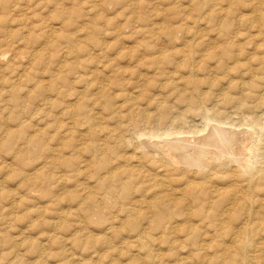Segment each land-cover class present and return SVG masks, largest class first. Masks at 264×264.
<instances>
[{
    "label": "rangeland",
    "instance_id": "obj_1",
    "mask_svg": "<svg viewBox=\"0 0 264 264\" xmlns=\"http://www.w3.org/2000/svg\"><path fill=\"white\" fill-rule=\"evenodd\" d=\"M204 1L202 0H24V1L0 0V70H1L0 86L2 87V88L0 87V90L2 89V91H0V238H1L0 241H3L5 239H10L13 241V238L15 237L14 243H17L19 241L18 244H20V249L17 251L18 253H11L10 252L11 250L7 251L8 250L7 245L5 243H2L0 252L4 250V253L3 252L2 254L0 253V264H14V262L15 264H19V262L20 264L22 263L52 264L53 262H54L53 264H61V263L64 264V261L65 264H70V263L84 264L85 262H87V264L88 263L108 264L112 260H114V258L112 259V255L115 257V259L118 258V261H120L121 264L122 263L130 264L129 262H131L132 257L134 259L137 258L136 264H144L145 255L143 253H141L140 255L136 251V248H134L136 244L135 243L136 239H132L131 234L127 233L126 235V228L124 229V227L126 226L124 225L122 228H119L118 220H115L118 221V223L117 222L114 223L115 221L114 222L109 221L110 220L109 218L115 216L116 213L119 212L118 211L119 209H117L119 208V206L114 204L113 200L108 199L105 207L106 210L105 213L108 214L106 217L108 221H106L105 219L101 221L97 217L98 216L97 214L100 211L99 210L100 207L92 209L90 207L91 203L89 199H85V197L87 198L90 195V193H92V191L94 193V189H91L92 191L90 190L91 191L90 192L89 190L88 191L84 190V188H86V186L87 187L94 186L91 180L86 182V175H85L87 174L88 171H91L93 169L92 165L94 164H91L93 163V159H92L93 156L92 153H94L93 152L94 149L92 150L93 147L96 148V150L97 149L101 150V148L104 146L105 147L103 149H106L108 146L113 147V145H115L114 154H113L114 156L113 155L110 156L112 159V160L110 159V163L112 164L115 163V166L118 167V165L122 166L123 161L125 160L122 168L119 171L120 174L121 173L126 174V171L128 170L129 172L133 171L131 172L132 174L130 175H134L136 172V169H134V167L138 165L137 162L139 161V159L137 158H139L141 155L140 158L144 157L142 159L143 166L141 167V171H142L141 175L142 176L145 175V176L144 178L141 179L142 182L141 180L140 181L134 180L132 191L130 192V194L132 195L134 194V196L133 198H131L130 201L132 205L138 202L136 206L141 208L142 212L147 213L148 202L145 201H144L145 203L143 202L141 193L146 187H149L148 184L150 186L153 185V183L149 182V180L153 177L154 175L153 173H155V171H153L155 169L153 168L157 169L158 163H155L156 158H154L153 155H150L151 156L150 157L147 156V154H144L145 151L147 153L149 151L152 154H155L153 153L155 151L152 149V147H150L151 151L150 148L144 150L143 144L147 142L152 143L156 141L163 142V140L172 141V138L174 140L178 137V136L177 137L174 136L172 138L165 137L162 140L161 138L160 139L155 138L154 140L152 139L153 141L151 140L150 142L149 138L151 136L150 137L146 136L145 138V136L139 134V133H145L146 135H148L157 132L162 133L163 127L160 126L159 123H157L158 121L156 120L158 118V114L160 113V111L159 110L156 111V105L155 104L153 105L152 101L155 98H157L156 95L161 88L160 86H163L164 83L165 86L162 91L165 92L166 96L162 101L163 102L167 101L166 98L173 93L172 91L169 92V87L168 85H166V79H165L167 77L165 75H167L170 72L176 73L177 70L175 69V66H177L178 64L176 63L174 64L173 61L174 62L178 61L177 63L180 62L179 60L172 59V61H170L166 66V72H163L164 75H161V73L160 72L158 73V71L155 68V66L158 67L159 64H157L158 62L155 63L154 62L155 60L152 61L153 57L155 58L157 56H161L162 53L165 55L166 52V54L170 56L171 59L174 56V52L176 51V49L189 50L190 45L191 47H197V50H195L196 54L198 52L200 53L202 51H206L207 49L212 53L214 52L213 56L215 58L212 57L211 59H207L204 62L203 66L205 65V69L203 68V72L200 73L198 77L201 91L208 95L211 94L212 96L211 95L210 96L213 97L214 99L218 97V99L223 100L226 93L227 95H230L232 97H241L242 93L240 92L239 86L241 87L243 85H246V83L247 86L248 84L251 85L253 84L254 86H256L255 89H259L258 87H260L259 91H261L262 88L264 87L263 85L264 81L260 79L261 75L264 78V71H260L261 70L260 67L264 66V64H262V62L264 63V58H262V55L264 56V45H263L264 28H263V34H260L259 31H257V29L255 30L254 28H252L255 25H257L255 24L256 20L254 22V18H248L247 16L241 17V15L243 16L245 14L246 15L251 14L247 6L244 5L247 3V1L242 0L243 3L242 2L240 3L241 0H228V1L206 0L207 2ZM3 3L5 4V7ZM238 3H240V5ZM227 4L229 6H227ZM241 4L244 6H241ZM6 5H8L9 7L7 8ZM14 5L17 6L16 7L17 9L15 8ZM231 5L233 7H231ZM230 7L232 11L235 12V14L232 12L233 15H231V17H225L227 16L226 15L227 12L226 11H224V13L221 12L220 8H222L223 10L229 8V10H231ZM237 12H241V13H239L238 15ZM182 30L183 32H181ZM229 30L231 31V34L229 33L230 32ZM32 34H34L33 37ZM196 34L198 35L197 36L198 39L196 38ZM234 34L239 35L238 38L230 39ZM35 35L38 38L40 37L39 40ZM44 35H46L47 37ZM56 37L58 38L57 41H56L57 39ZM51 38L53 41L50 40ZM42 39L45 41H43ZM49 40L51 43L49 42ZM237 40H243V42L237 44ZM186 41L189 43V45H186ZM204 42L207 44L209 42L210 44L208 45L210 46L207 47V44H205ZM204 44L206 45L207 48L203 47ZM259 44H262L263 47H261V49L259 50L260 51L258 52L259 54L254 56L255 51L253 50L256 47V45ZM161 48H165L164 51L163 49L161 50ZM229 48H231L230 50H233L235 54H238L237 52H245L246 57L247 56L250 57L249 58L250 60L248 59L247 61H241L242 60L241 57L240 64L247 66H244L243 68L242 65V68L240 69L241 71H238L237 73L234 70H225V72H223L220 71L219 69H215L218 61L222 63L221 64L222 67L227 68L226 66L228 64L225 63V60L222 59L223 57L222 53L224 51H227ZM78 49H80V51ZM83 49L85 51H83ZM73 51L74 53H72ZM68 53H71V55ZM37 54L40 56H37ZM249 54H253V55H249ZM246 57H244L243 59H245ZM260 58L263 59V60L261 59L262 62ZM86 59L93 62V64L90 61L86 62L87 61ZM70 60H73L72 63L69 62ZM67 63L68 64L71 63L69 69L72 72L70 70H67L69 67ZM75 63L76 65H74ZM229 64H233V63H229ZM229 68L233 69V65H229ZM87 69L90 74L88 73ZM74 70H76V72ZM249 70L253 72L258 71V75H257L258 77L255 78V75H251L252 73L250 74ZM60 71L62 72V74L61 73L59 74ZM92 71L94 75H92ZM178 71L180 72V70ZM23 72L24 75L22 74ZM179 72L178 75L180 74ZM183 72L184 70L182 69L181 74H183ZM260 72L263 74H260ZM66 74L72 79L68 78ZM229 74H231V76H229ZM79 75H81V77L83 76V78L85 77L84 79H86L82 82V84L77 79H74L75 77L77 78ZM57 76L61 77L62 79L60 80V78H58ZM241 76L243 79L240 78ZM244 76L247 78L245 79ZM219 77L220 78L225 77V79L221 78L223 79L221 80ZM5 78L8 79L6 80ZM12 79L15 82L10 83L11 81H13ZM51 79L53 80L51 81ZM244 79L246 82L244 81ZM259 79L261 82L259 81ZM6 81L8 85H6L7 84L5 83ZM16 81L19 82V84ZM27 81H29V83ZM85 81L88 83V85L84 86ZM252 81L254 82L252 83ZM78 82L79 84H77ZM92 82H94L93 85L91 84ZM256 82L257 84H255ZM61 83L64 84V86ZM160 83H162V85ZM52 84L55 85V87L51 86ZM98 85L104 88L103 93H100L99 91L100 89ZM15 86L16 89H13L15 88ZM72 86L74 88L76 87L77 89L78 92L77 96H79L80 98L78 99V102L80 101L79 103L77 102V98H75V94L77 93L76 89H72L73 88ZM46 87H48L47 90ZM62 87H64V90ZM27 88L29 89L27 90ZM30 89H32V92ZM41 89L43 90V92ZM15 90L18 91L15 92ZM79 90L80 91L83 90L84 92L83 91L79 92ZM10 91L11 94H9ZM26 91L29 92L26 93ZM39 91L40 93H38ZM45 92H49V93L46 94ZM207 92H209L210 94ZM12 93H16V97L14 96L15 94ZM55 93H57L58 95ZM86 93L90 98L87 97ZM59 95L62 97H60ZM96 95L97 96L100 95L99 99H96L97 98ZM105 95L108 97V100L106 97V101H105V97H103ZM257 95L254 96L252 95L253 96L252 98L247 99L248 101H245V104L250 105V106L246 105L249 108L240 107L239 105L238 106L236 105L235 108L233 107L235 106L234 104L225 103V105L219 107L220 111L217 112H221V113L223 112L221 120L223 119L222 121L229 125V126L228 125L222 126L223 129H227V130L229 129L231 131L234 130L236 132H242L245 134L247 131L251 130L249 125H251L252 122L254 125L257 124L255 125L256 127L253 126L254 128L253 130L255 132L253 140L256 139L255 143L256 144L258 143V148H259L258 153H260L258 155L264 157V126H263L264 100L262 102L263 104L261 103L258 104V99L262 100V98L260 97H263L262 96L263 94L262 92H260ZM18 96L19 98H17ZM20 98L24 101L23 103H21L22 100ZM60 98H62L63 100ZM65 98L67 99V101ZM45 99L47 104L44 103ZM60 101L62 102V104L60 103ZM93 101L95 102L93 103ZM173 101L174 100L172 98L168 103H164V105L173 106ZM57 103L58 104L60 103V106L57 107L58 105ZM84 103L86 105V108ZM108 103L111 106H113L111 107L112 109L111 108L107 109ZM127 105H129L128 108L126 107ZM75 106L76 108H74ZM237 107H240V109L239 108L237 109ZM68 111L70 113L72 111V113L70 114ZM117 111L119 113H117ZM132 111L134 114L132 113ZM182 111L183 108L180 109L179 111L176 109L174 113L176 112L177 113L174 114V116L178 117L179 114H182ZM83 112L86 115L85 117ZM113 112H115V114ZM111 113H113L114 115ZM210 113L214 114L216 112L214 113L210 112ZM118 114L120 118L119 116H117ZM146 114H151L152 116H154L155 118H153V120L155 121H153L152 119L151 121H147L145 119ZM92 116L93 117L96 116V117L93 118ZM179 117L181 116L179 115ZM86 118L88 120H86ZM117 119L119 122H121L120 124L119 122L117 124ZM100 120L101 122H99ZM193 120L194 119L189 118L187 120L188 123L182 124L180 126L175 125L176 129L181 130L182 132L188 131V133H191V131L194 130V128L192 127L193 123L191 122ZM94 121H96V123ZM135 121L138 122L139 125H137L138 123L135 124ZM78 122L80 123L78 124ZM97 122L100 123L99 128L96 127V125L98 126L99 124V123L97 124ZM205 122L206 121L203 120L199 112L195 117V124L198 125L200 129V127L202 128L208 124L207 122H206L207 124ZM93 123L95 125H93ZM84 124L86 125L90 124L88 127L89 128L92 127V128L88 129V127ZM214 124L218 125L215 122H211L210 126H215ZM180 127L182 128L180 129ZM96 128L98 129L99 132L98 131L96 132L97 130ZM110 128L111 129L113 128V130L117 132L118 130L120 131L121 129L124 130L122 134L124 138L126 137L125 140L129 145L126 143L125 146L124 145L123 147L121 146V148H123L122 151L121 148L118 147L117 145L118 143H115L116 141L114 140L112 141V143L111 141L107 142L108 144L103 143L105 142V137H106L105 134L108 133ZM137 128L141 131H139ZM92 129L95 131L92 132ZM87 130H89L90 133L87 132ZM100 132L102 134H100ZM257 132H259L258 135ZM92 133L94 135L96 134V136L92 137L94 136ZM99 134L105 137L102 136L100 137ZM185 135L184 136L181 135L179 136V138L180 137L187 138L189 137L187 135H191V134H185ZM136 137L139 139H137ZM34 139H39L41 145L35 143L36 144L35 146V144L32 141ZM73 140L76 141V143ZM130 140L131 141L133 140V142L135 141L134 143L136 144L134 143L132 144ZM88 141L91 142L89 143ZM78 144L80 145L78 146ZM95 144L97 145L94 146ZM70 148H72V150L77 148L76 149L77 151L75 150L72 151ZM118 148H120L119 149L120 151L118 150ZM223 149L224 148L219 147L216 150L222 151ZM81 150L83 153H79L81 152ZM132 153L134 154L132 155ZM78 154L79 155L82 154V155L79 157ZM123 155L126 156L124 157ZM130 155H131V160H130ZM146 156L150 158H147ZM260 158L261 157H259L258 159ZM54 159L56 161H54ZM81 159L85 163L84 162L82 163L81 161L80 164ZM126 160L128 161V163ZM152 161H154V163L151 164ZM66 163L67 164L70 163L71 164L69 165L70 167H67L68 165ZM125 163H127L126 166ZM261 163L260 164L263 166V162ZM88 164H90L91 166H89ZM128 164L129 166H127ZM149 164H151V166ZM86 165L91 167V169L89 168V170L87 169L85 170ZM71 166H73V168ZM75 167L76 168L79 167L78 168L79 170L78 169L76 170ZM129 167L131 168L130 170L128 169ZM77 171H80V173L79 172L77 173ZM27 180L30 182V184L26 183ZM37 181H39L38 183H40L41 185L36 184ZM41 181L43 182V184L41 183ZM146 181H148L149 183ZM135 182L137 184H135ZM31 183H34V186L33 184L32 186L36 188H32V186H30ZM154 189L158 190V191L156 190V192H163V193L165 190L163 188H161L160 190V187ZM173 191H175L173 194L176 193L174 196H178L177 194L178 191H176L175 189ZM120 192L126 193V190L121 189L118 191V193ZM81 199H83L84 201L83 200L81 201ZM77 200L78 201L80 200L81 202L79 201L80 202L79 203ZM124 201L126 200H122L120 202L124 204L127 203L128 205L129 202L125 203ZM82 203L83 205L81 206L82 207L84 206L83 209L85 210L87 208L89 209V210L87 209L88 211L86 210V212L88 213H86L85 210L82 211L83 210L82 207L79 206ZM86 204H88L90 208ZM142 204L144 207H142ZM129 206H131L130 203ZM10 211L12 212L10 213ZM38 211H40L41 213H37ZM113 211L114 213H112ZM83 212L85 214H83ZM8 217L9 219H7L6 222V219L4 218H8ZM92 218L94 219L92 220ZM107 222L108 223L110 222L111 224L109 223L108 225ZM54 226L56 227L54 228ZM116 226L118 228H116ZM111 227L116 228L117 231L118 229H121L123 234L120 232L121 234L119 233L120 234L119 235L116 229L111 231V229H109ZM57 229L58 231H54ZM20 234H22V236H20ZM117 234L118 236H116ZM8 236H10V238H6ZM48 239L49 240L52 239L53 241L52 240L49 241ZM77 239H81V240H77ZM76 240L79 242L78 243L75 242ZM92 240L94 243L92 242ZM103 240H108V242L106 241L104 243ZM154 240L155 241L153 242H149L148 245L149 247L151 246L150 247L151 250L153 248V251L155 252L154 254L158 255L159 257L158 259L159 260L162 259L164 264H173L174 258L179 257L180 251L185 250L184 247H188L185 243L186 240L183 237V235H181L180 238L176 237V241H175V237L171 238L170 240L171 242L176 243L174 244L173 250L176 251V249L179 247L176 252H172L173 250H170L166 240H164V242H166L165 244L164 242L159 240L158 236L154 237ZM56 242H60L61 244L57 246L58 243L56 244ZM97 242H99V244ZM102 242L103 244H107L108 246L106 245L104 247L102 245ZM75 243L77 244L76 245L77 247L75 245H72ZM130 243L133 244L134 247L131 246ZM38 244L39 246L41 245L43 246L39 248ZM78 244L79 246L80 244L82 246L78 247ZM92 244L95 245L92 246ZM30 245H32V248H30L31 247ZM28 247L30 249L26 250ZM42 248H44V250L46 249L45 252L42 250ZM62 248H64L65 251ZM78 248L80 250H78ZM86 248H88V250ZM31 252L34 254L33 256L35 257H32ZM123 252L124 254L125 253L126 254L124 255ZM45 253L49 255H46ZM186 253L185 252H183V254L181 253L182 256L180 255V258L182 259L183 257H185L187 258V259L184 258L185 260L183 259L185 263L195 264V262L193 263V260H191L190 258L188 259L187 255L189 253L187 254ZM17 254H19L18 258H16ZM50 255L52 256L50 257ZM107 255H109V257ZM58 256L59 258H57ZM62 256L64 259L62 258ZM105 256H107L106 259ZM20 257H22V259H20ZM100 258L102 259L100 260ZM107 258L108 259L110 258V260H108ZM37 259L38 260L40 259L41 262H38ZM48 259H50L51 261ZM59 259L60 260L63 259V260L60 261ZM22 260L23 261L25 260L24 262L26 263H24ZM48 261L50 262L48 263Z\"/></svg>",
    "mask_w": 264,
    "mask_h": 264
},
{
    "label": "bare ground",
    "instance_id": "obj_2",
    "mask_svg": "<svg viewBox=\"0 0 264 264\" xmlns=\"http://www.w3.org/2000/svg\"><path fill=\"white\" fill-rule=\"evenodd\" d=\"M6 1V0H3ZM16 1V0H15ZM22 1V0H21ZM24 1V0H23ZM204 1V0H202ZM206 1V0H205ZM204 1V2H205ZM208 1V0H207ZM206 1V2H207ZM228 1V0H227ZM247 3L244 4L247 6L249 12L251 13L250 15H241V17H248V18H254V22L255 25L254 28L255 30L257 29V31H259L260 34H263V28H264V0H246ZM2 2V1H1ZM243 3V1L241 0L240 3ZM11 3V2H10ZM17 3V2H15ZM25 3V2H24ZM240 3H238L240 5ZM245 3V2H244ZM4 4V3H3ZM9 4V3H8ZM230 4V2H229ZM10 5V4H9ZM18 5V4H17ZM241 4V6H244ZM11 6V5H10ZM15 8L17 7L16 5H14ZM223 6V5H222ZM227 6H229L227 4ZM5 7V4H4ZM6 7L8 8L9 6L6 5ZM199 7V6H198ZM231 7H233L231 5ZM230 7V9H231ZM6 8V9H7ZM19 8V7H18ZM246 8V9H247ZM11 9V7H10ZM8 9V10H10ZM17 9V8H16ZM200 9V8H199ZM221 9V12L224 13V11L227 12V16L225 17H231V15H233V13L235 14V12L231 10H229V8L227 9ZM5 10V9H3ZM223 10V11H222ZM240 10V9H239ZM244 10V9H243ZM233 12V13H232ZM4 13V12H3ZM238 15L241 12H237ZM5 14V13H4ZM36 15V14H35ZM62 18V17H61ZM63 19V18H62ZM213 19V18H212ZM224 20V19H223ZM198 21V20H197ZM253 22V23H254ZM226 23V22H225ZM249 23V22H248ZM3 24V23H2ZM229 24V23H228ZM4 25V24H3ZM215 25V24H214ZM226 25V24H225ZM230 26V25H229ZM224 27V26H223ZM84 28V27H83ZM232 28V27H231ZM54 30V29H53ZM177 30V29H176ZM180 31V30H179ZM214 31V30H213ZM230 31V30H229ZM262 31V33H261ZM174 32V31H173ZM183 32V30L181 31ZM187 32V31H186ZM47 33V32H46ZM171 33V31H170ZM179 33V32H178ZM190 33V32H188ZM194 33V32H193ZM192 33V34H193ZM199 33V32H198ZM197 33V34H198ZM231 34V31L229 32ZM228 33V34H229ZM177 34V33H176ZM187 34V33H186ZM196 34V38L197 35ZM257 34V33H256ZM220 35V34H219ZM34 36V34H32V37ZM36 36V35H35ZM46 36V35H44ZM171 36V34H170ZM226 36V35H225ZM239 35L234 34L232 36V38L230 39H237ZM261 36V35H260ZM37 37V36H36ZM35 37V38H36ZM47 37V36H46ZM49 37V36H48ZM51 37V36H50ZM264 37V36H263ZM23 38V36H22ZM40 38V37H39ZM39 38L37 37V39L39 40ZM55 38V37H54ZM53 38V39H54ZM57 38V37H56ZM167 38V36H166ZM182 38V37H181ZM62 39V38H61ZM198 39V38H197ZM250 39V38H249ZM43 40V39H42ZM52 40V38L50 39ZM49 40V42H50ZM58 40V38L56 39V41ZM45 41V40H43ZM53 41V40H52ZM209 41V40H208ZM48 42V41H46ZM170 42V41H169ZM185 42V41H184ZM183 42V43H184ZM241 42H243V40H237V44H240ZM51 43V42H50ZM55 43V42H54ZM186 41V45H189V43ZM205 43V42H204ZM214 43V42H213ZM27 44V42H26ZM192 44V43H191ZM201 44V43H200ZM198 44V45H200ZM207 44V43H205ZM203 45V47L205 48L206 45ZM208 44H210L208 42ZM207 44V47L210 46ZM263 44V43H262ZM262 44L256 45V47L254 48L253 51H255L254 56L258 55L260 52L259 50L261 49V47H263ZM70 45V44H69ZM195 45V46H198ZM54 46V45H53ZM67 46V45H66ZM202 46V45H201ZM238 46V45H237ZM241 46V45H240ZM75 47V46H74ZM148 47V46H145ZM165 47V46H164ZM176 47V46H175ZM206 47V48H207ZM212 47V46H211ZM166 48V47H165ZM165 48H161V50ZM184 48V47H183ZM71 49V48H70ZM231 48H229L227 51H224L222 53L223 57L222 59L225 60V63H227L228 65L225 67H222V63L220 61L217 62V66L215 67V69H219L220 71L225 72V70H234L236 73L238 71H241L240 69L242 68V65L240 64L241 61H247L250 57L247 56L246 57V53L245 52H237L238 54H235L233 52V50H230ZM7 50V49H6ZM80 51V49H78ZM150 50V49H149ZM195 50H197V47H191L190 45V49L185 50V49H176V51L174 52V58L172 57L170 59V56H168L165 52V55L162 53L161 56H157V57H153L152 61L155 60L154 62L159 64L158 67L155 66L156 70L158 71V73L160 72L161 75H164L163 72H166V66L168 65V63L170 61H172V59L175 60H179L180 62H174L175 64H178L177 66H175V70L176 73H168L167 75H165L167 78L166 79V85H168L169 87V92H173L172 94H170V96H168L166 99L167 101L163 102L162 100L164 99L165 92L162 91L165 83L163 86H160V90L158 91L156 97L152 102V104L156 105V111H160V113L158 114V118L156 119L159 123L160 126L163 127V131L162 133H152V134H148L146 135L145 133H139L142 136H148L149 141L151 142V140L158 138L161 140L163 138H172V137H177L176 139L172 141H164L163 142H152V143H144L143 144V148L144 150L152 147V149L155 151L152 154L151 152L148 151V153L145 151L144 154H147V156L153 155L154 158H156V162L158 163V167L153 168L155 170V173H153V177L149 180V182H152L153 185L150 186L148 184L149 187H146L143 192L141 193V197L143 199V202H148V211L146 212H142V209L139 208L138 206H136V204H138V202H136V204L134 203L133 205L131 204V198H133L134 194H130V192L132 191V187H133V182L135 181H140L142 178H144V176L141 175L142 171H141V167L143 166V158H137L139 159V161L137 162L138 165L136 167H134V169H136V172L134 175H130L132 174L131 172L133 171H126L125 173H119L120 169L122 168V166L118 165V167L115 166V163L112 164L110 163V159L113 154H114V146H108L106 149H103L104 147L101 148V150L96 148H92L93 152V163L92 165L93 169L91 171H88L86 175V182L87 181H92L94 186L93 187H87L84 188V190L86 191H90L91 189H94V193L92 191V193H90V195L85 199H89L90 203H91V208H99V213L96 215L101 221H103L104 219L106 221L107 220V215L105 212V207H106V203L107 200H113L114 204H116L117 206H119V209L116 213L115 216L109 218V221L114 222L115 220L119 221V228H122L124 225L126 227H124V229L126 228V235L131 234V238L132 239H136V244L135 247L133 246V244L130 243L131 246H133L134 248H136V251L141 255V253H143L145 255V260H144V264H164V262L162 261V259H158V255L154 254L155 252L150 249L149 247V242H153L154 237H159V240H161L162 242H164V240L167 241V245L169 246L170 250L174 249V244H176L175 242H171V238L175 237V241H176V237L180 238L181 235H183V237L185 238V243L188 247H184L185 250H181L179 253V257L174 258V263L172 261L173 264H190V263H185L184 260L187 259L185 257H183L182 259L180 258V255L182 256L183 252H187L189 253L187 255L188 259L190 258L191 260H193V263L195 262V264H264V157L261 155H258L260 153L259 152V148H258V143H255V140H253L254 138V128L253 126L257 125V124H252L249 125V127L251 128V130L247 131L245 134L242 132H236V131H231V130H227V129H223L222 126H226L228 125L227 123L223 122L221 120L223 112H217L220 111L219 107L225 105V103H229V104H234L236 108V105L240 106V107H244V108H249L248 104H245V101H248L247 99L252 98L254 95H257L258 93L262 92V96L260 97L261 99H258V104H263V100H264V87L262 88L261 91H259L260 87H258L259 89H255L256 86H254L253 84H248L243 85V86H239L240 92L242 93L241 97H232L230 95H227V93L225 94V97L222 99H218V97L216 99H214L213 97H211L212 95L209 93L205 94L204 92L201 91L200 89V84H199V75L200 73L203 72V68L205 69V65L203 66L204 62L207 59H211L212 57L215 58L213 56L214 52H210L208 49L206 51H202V52H198L196 54ZM11 51V50H10ZM71 51V50H69ZM78 51V52H79ZM83 51H85L83 49ZM82 51V52H83ZM107 51V50H106ZM38 53V52H37ZM74 53V51L72 52ZM80 53V52H79ZM257 53V54H256ZM39 54V53H38ZM37 56H40L38 55ZM71 55V53H68ZM161 54V52H160ZM82 55V54H81ZM88 55V54H87ZM86 55V56H87ZM125 55V54H124ZM177 55V56H176ZM249 55H253V54H249ZM73 56V54H72ZM78 56V55H77ZM17 57V56H16ZM242 57V60L240 61ZM244 57H246L245 59H243ZM252 57V56H251ZM74 58V57H73ZM72 58V59H73ZM77 58V57H76ZM79 58V57H78ZM262 58H264V56L262 55ZM260 58V60L262 59ZM20 59V58H19ZM90 59V58H89ZM95 59V58H94ZM17 60V59H16ZM87 60V59H86ZM85 60V61H86ZM250 60V59H249ZM263 60V59H262ZM261 60V62H262ZM18 61V60H17ZM20 61V60H19ZM73 60H70L69 62L72 63ZM77 61V60H75ZM74 61V62H75ZM90 60H87L86 62H88ZM93 61V60H92ZM256 61V60H255ZM40 62V61H39ZM43 62V61H41ZM80 62V61H78ZM91 62V61H90ZM89 62V63H90ZM260 62V63H261ZM13 63V61H12ZM63 63V62H62ZM71 63H67L68 64V69L70 70V65ZM93 64V62H91ZM229 63H233V64H229ZM11 64V63H10ZM85 64V63H84ZM154 64V63H153ZM156 64V65H157ZM262 64H264L262 62ZM76 65V63L74 64ZM72 65V66H74ZM79 65V64H78ZM95 65V64H94ZM152 65V63H151ZM171 65V63H170ZM229 65H233V69L229 68ZM85 66V65H84ZM90 66V65H89ZM92 66V65H91ZM244 66L247 65H243ZM67 67V66H66ZM97 67V66H96ZM173 67V66H172ZM90 68V67H89ZM95 68V67H94ZM168 68V67H167ZM261 70L260 71H264V66L260 67ZM9 69V68H8ZM17 69V68H16ZM28 69V68H26ZM39 69V68H38ZM49 69V68H48ZM75 69V68H73ZM77 69V68H76ZM170 69V67H169ZM184 70L183 74H181V70ZM79 70V69H78ZM85 70V69H84ZM96 70V69H95ZM94 70V71H95ZM180 70V72L178 71ZM248 70V69H247ZM252 70V69H251ZM249 70L251 75H255V78L258 77V71L257 72H253ZM259 70V68H258ZM1 71V70H0ZM13 71V70H12ZM15 71V69H14ZM26 71V70H25ZM62 71V70H61ZM59 72V74L62 72ZM71 71V70H70ZM76 72V70H74ZM88 71V69H87ZM172 71V70H171ZM218 71V72H220ZM246 71V68H245ZM69 72V71H68ZM72 72V71H71ZM178 72L180 73L178 75ZM228 72V71H227ZM226 72V73H227ZM27 73V72H26ZM47 73V72H46ZM67 73V72H66ZM89 73V71H88ZM241 73V72H240ZM239 73V74H240ZM24 75V72L22 73ZM21 74V75H22ZM52 74V73H51ZM56 74V73H55ZM68 74V73H67ZM66 74V76H68ZM74 74V73H73ZM77 74V73H75ZM90 74V73H89ZM157 74V73H156ZM260 74H263L260 72ZM26 75V74H25ZM31 75V74H30ZM33 75V74H32ZM57 75V74H56ZM92 75H94L93 71H92ZM97 75V74H96ZM243 75V74H242ZM72 76V75H70ZM74 76V75H73ZM226 76V74H225ZM229 76H231V74H229ZM233 76V75H232ZM23 77V76H22ZM26 77V76H25ZM54 77V76H52ZM58 78H60V80L62 79L61 77L57 76ZM63 77V75H62ZM93 77V76H92ZM122 77V76H120ZM159 77V76H158ZM228 77V76H227ZM254 77V76H253ZM21 78V76H20ZM67 78V77H66ZM68 78H70L68 76ZM85 78V77H84ZM83 76L81 77V75H79L77 78L75 77L74 79H77L81 84L84 80ZM220 78V77H219ZM224 78L225 77H221ZM220 78V79H221ZM242 78V76L240 77ZM244 78L246 79L247 77L244 76ZM252 78V77H251ZM6 79V78H5ZM8 79V78H7ZM6 79V80H7ZM28 79V78H27ZM30 79V76H29ZM57 79V78H56ZM72 79V78H70ZM161 79V78H160ZM164 79V78H163ZM243 79V78H242ZM244 79V81H245ZM260 79H262L264 81V78L262 77V75L260 76ZM259 79V81H260ZM4 80V79H3ZM10 80V78H9ZM13 80V79H12ZM36 80V79H35ZM53 79H51L52 81ZM59 80V81H60ZM67 80V79H66ZM217 80V79H216ZM223 80V79H221ZM258 80V79H257ZM256 80V81H257ZM18 81V80H17ZM16 81V82H17ZM20 81V79H19ZM58 81V80H57ZM203 81V80H202ZM234 81V80H233ZM1 82V81H0ZM4 82V81H3ZM15 82L14 80L11 81L10 83ZM26 82V81H24ZM23 82V83H24ZM29 83V81H27ZM37 82V81H36ZM75 82V81H73ZM79 82L77 84H79ZM221 82V81H220ZM246 82V81H245ZM254 81H252L253 83ZM261 82V81H260ZM259 82V83H260ZM7 83V81L5 82ZM9 83V85H10ZM19 84V82H17ZM66 83V82H65ZM94 82H92L91 84L93 85ZM99 83V82H98ZM97 83V84H98ZM15 84V83H14ZM62 84V83H61ZM76 84V83H75ZM80 84V85H81ZM90 84V85H91ZM162 85V83H160ZM159 84V85H160ZM230 84V82H229ZM238 84V83H237ZM245 84V83H244ZM257 84V82L255 83ZM8 85V83L6 84ZM5 85V86H6ZM26 85V84H24ZM39 85V84H38ZM42 85V84H41ZM64 86V84H62ZM88 85V83L85 81L84 82V86ZM126 85V84H125ZM158 85V86H159ZM264 85V83H263ZM3 86V85H2ZM17 86V84H16ZM15 88L13 89H16ZM28 86V85H27ZM45 86V85H44ZM53 87H55V85H51ZM59 86V85H56ZM82 86V85H81ZM83 86V87H84ZM99 86V85H98ZM103 86V85H102ZM105 86V85H104ZM206 86V85H205ZM221 86V85H220ZM223 86V85H222ZM229 86V85H228ZM259 86V84H258ZM1 87V86H0ZM9 87V86H8ZM12 87V86H11ZM42 87V86H40ZM49 87V85H48ZM46 87V90L47 88ZM61 87V86H60ZM73 87V86H72ZM156 87V86H155ZM154 87V88H155ZM2 88V87H1ZM4 88V87H3ZM18 88V86H17ZM37 88V87H36ZM39 88V87H38ZM45 88V87H44ZM58 88V87H57ZM56 88V89H57ZM64 90V87H62ZM81 88V87H80ZM98 88V87H97ZM121 88V87H120ZM230 88V87H228ZM21 89V86H20ZM19 89V90H20ZM25 89V88H24ZM29 88H27L28 90ZM35 89V88H34ZM61 89V88H60ZM72 89H76V87L72 88ZM83 89V88H82ZM89 89V88H88ZM96 89V88H95ZM93 89V90H95ZM99 91L100 93H103V89L101 86H99ZM159 89V88H158ZM156 89V90H158ZM218 89V88H216ZM222 89V87H221ZM225 89V88H224ZM7 90V89H6ZM32 92V89H30ZM42 90V89H41ZM55 90V88H54ZM58 90V89H57ZM62 90V89H61ZM92 90V91H93ZM108 90V89H107ZM2 91V89L0 90ZM13 91V90H12ZM18 90H15V92H17ZM60 91V90H59ZM66 91V90H65ZM74 91V90H73ZM83 90H79V92H82ZM91 91V90H90ZM212 91V89H211ZM216 91V90H215ZM235 91V90H234ZM14 92V91H13ZM20 92V91H19ZM24 92V91H23ZM29 91H26V93H28ZM30 92V95H31ZM43 92V90H42ZM57 92V91H56ZM75 92V91H74ZM77 92V89H76ZM84 92V91H83ZM87 92V91H86ZM224 92V91H223ZM25 93V95H26ZM40 93V91L38 92ZM46 94L49 92H45ZM54 93V92H52ZM61 93V92H60ZM69 93V92H68ZM71 93V90H70ZM73 93V92H72ZM90 93V92H89ZM110 93V92H109ZM215 93V92H213ZM221 93V92H220ZM9 94H11V91L9 92ZM15 94L14 96L16 97V93H12ZM23 94V93H21ZM57 94V93H55ZM87 94V93H86ZM33 95V94H32ZM58 95V94H57ZM56 95V96H57ZM61 95V94H60ZM59 95V96H60ZM68 95V94H67ZM78 92L75 94V98H77V102L79 96ZM81 95V94H80ZM95 95V94H94ZM98 95V94H97ZM96 95V96H97ZM130 95V94H129ZM221 95V94H220ZM253 95V96H252ZM10 96V95H9ZM20 96V95H19ZM19 96L17 98H19ZM22 96V95H21ZM37 96V95H36ZM65 96V95H64ZM71 96V95H69ZM73 96V95H72ZM77 96V97H76ZM83 96V94H82ZM91 96V95H90ZM100 96V95H99ZM99 96H97L96 99H99ZM109 96V95H108ZM128 96V95H127ZM126 96V97H127ZM215 96V94H214ZM258 96V95H257ZM62 97V96H60ZM67 97V96H66ZM81 97V96H80ZM87 97L90 98L87 94ZM95 97V96H94ZM105 97V101H106V95L103 96ZM259 97V96H258ZM256 97V98H258ZM10 98V97H9ZM33 98V97H32ZM39 98V97H38ZM48 98V97H47ZM64 98V97H63ZM69 98V97H68ZM82 98V97H81ZM173 98V106L171 105H164V103H168L170 101V99ZM12 99V98H11ZM21 99V98H20ZM26 99V98H25ZM62 99V98H60ZM66 99V98H65ZM127 99V98H126ZM125 99V100H126ZM169 99V100H168ZM19 100V99H18ZM22 100V99H21ZM33 100V99H31ZM30 100V102H31ZM63 100V99H62ZM90 100V99H89ZM94 100V98H93ZM108 100V97H107ZM129 100V99H128ZM127 100V101H128ZM131 100V99H130ZM20 101V100H19ZM48 101V100H47ZM59 101V100H57ZM55 101V102H57ZM67 101V99H66ZM69 101V99H68ZM86 101V100H85ZM96 101V100H95ZM93 101V103L95 102ZM102 101V102H105ZM134 101V100H133ZM255 101V100H254ZM24 101L22 100L21 103H23ZM75 102V103H77ZM80 102V101H79ZM78 102V103H79ZM112 102V101H111ZM129 102V101H128ZM20 103V102H19ZM34 103V102H33ZM46 103V99L45 102ZM60 103L62 104V102L60 101ZM60 103L57 105L60 106ZM65 103V102H64ZM91 103V102H90ZM88 103V104H90ZM92 103V104H93ZM125 103V102H124ZM248 103V102H246ZM47 104V103H46ZM66 104V103H65ZM70 104V102H69ZM73 104V103H72ZM83 104V103H82ZM103 104V103H101ZM128 104V103H127ZM151 104V105H152ZM21 105V104H20ZM25 105V103H24ZM67 105V104H66ZM75 105V104H74ZM80 105V104H79ZM85 105V103H84ZM95 105V104H94ZM184 105V106H182ZM248 105V106H246ZM19 106V104H18ZM55 106V104H54ZM93 106V105H92ZM129 105H127L126 107L128 108ZM146 106V105H145ZM150 106V104H149ZM68 107V106H66ZM102 107V106H101ZM113 106H111L109 103L107 104V109L111 108ZM132 107V106H130ZM155 107V106H154ZM211 107V108H209ZM240 107H237V109ZM55 108V107H54ZM64 108V107H63ZM76 108V106L74 107ZM83 108V107H82ZM81 108V109H82ZM86 108V105H85ZM84 108V109H85ZM91 108V107H90ZM106 108V107H105ZM126 108V109H127ZM139 108V107H138ZM144 108V107H143ZM150 108V107H149ZM183 108L182 114H179L181 117H175L174 111H176V109L179 111L180 109ZM233 108V109H235ZM242 108V109H244ZM253 108V107H252ZM67 109V108H66ZM93 109V108H92ZM112 109V108H111ZM120 109V108H119ZM118 109V110H119ZM133 109V108H131ZM136 109V108H135ZM141 109V108H140ZM219 109V110H217ZM224 109V108H223ZM19 110V109H18ZM40 110V109H39ZM38 110V111H39ZM89 110V109H88ZM102 110V109H99ZM130 110V109H129ZM216 110V111H215ZM16 111V110H14ZM37 111V112H38ZM64 111V109H63ZM83 111V110H82ZM86 111V110H85ZM104 111V109H103ZM113 111V110H112ZM115 111V110H114ZM142 111V110H141ZM250 111V110H249ZM248 111V112H249ZM69 112V111H68ZM74 112V110H73ZM89 112V111H88ZM95 112V111H94ZM116 112V111H115ZM115 112H113L115 114ZM200 112L201 117L203 118V120H205L206 124L204 127H198V125L195 124V117L197 116V114ZM210 112H216L214 114H211ZM237 112V110H236ZM18 113V112H17ZM70 113V112H69ZM72 113V111H71ZM70 113V114H71ZM84 113V112H83ZM110 113V112H109ZM111 113V114H113ZM117 113H119L117 111ZM133 113V111H132ZM148 113V112H147ZM67 114V113H66ZM88 114V113H87ZM100 114V113H99ZM107 114V113H106ZM113 114V115H114ZM121 114V113H120ZM134 114V113H133ZM144 114V112H143ZM27 115V114H26ZM73 115V114H72ZM83 115V114H82ZM85 113H84V117H85ZM119 116V114L117 115ZM227 116V115H226ZM259 116V115H258ZM264 116V115H263ZM262 116V118H263ZM39 117V116H38ZM37 117V118H38ZM68 117V116H67ZM74 117V116H73ZM93 117V116H92ZM96 117V116H95ZM93 117V118H95ZM141 117V116H140ZM225 117V116H224ZM120 118V116H119ZM153 118H155L154 116H152L151 114H146L145 119L147 121H151V119L153 120ZM194 119L193 121H191L192 127L194 128L193 131H191V133H188V131L182 132L181 130H177L176 126L177 125H182L185 123H188V119ZM34 119V118H33ZM73 119V118H72ZM71 119V120H72ZM91 119V118H89ZM101 119V118H100ZM114 119V118H113ZM244 119V118H243ZM86 120H88L86 118ZM85 120V121H86ZM94 120V119H93ZM92 120V121H93ZM103 120V118H102ZM251 120V119H250ZM257 120V119H256ZM254 120V121H256ZM84 121V122H85ZM142 121V120H141ZM155 121V120H153ZM152 121V122H153ZM247 121V120H246ZM252 121V120H251ZM87 122V121H86ZM91 122V121H90ZM96 123V121H94ZM101 122V120L99 121ZM97 122V124L99 123ZM118 119H117V124H118ZM211 122H215L218 125L215 126H210ZM228 122V121H227ZM45 123V122H44ZM80 122H78L79 124ZM121 122H119L120 124ZM138 123L135 121V124ZM256 123V122H255ZM82 124V122H81ZM250 124V123H249ZM86 125V124H84ZM90 125V124H89ZM89 125H86L87 127ZM93 125H95L93 123ZM100 123L98 124V126L96 125V127L99 128ZM134 125V124H133ZM132 125V126H133ZM139 125V123L137 124ZM176 125V126H175ZM204 125V124H203ZM82 126V125H81ZM117 126V125H116ZM115 126V127H116ZM120 126V125H119ZM135 126V125H134ZM133 126V127H134ZM168 126V127H167ZM184 126V125H183ZM221 126V127H220ZM229 126V125H228ZM264 126V125H263ZM31 127V126H30ZM113 127V128H115ZM138 127V126H137ZM150 127V126H148ZM247 127V126H246ZM256 127V126H255ZM71 128V127H70ZM73 128V127H72ZM85 128V127H84ZM92 128V127H91ZM88 127V129H91ZM113 128L108 131V133H106V137L102 136L100 134H102L100 132L99 136L101 137H105V142L108 144L107 142L112 143V141H116L115 143H118V147L121 148V146L123 147V145H126V140L123 137L122 132L124 130H118L115 131L113 130ZM135 128V127H134ZM140 128V127H139ZM182 127H180L181 129ZM187 128V127H186ZM225 128V127H224ZM232 128V127H231ZM230 128V129H231ZM237 128V127H236ZM233 128V129H236ZM9 129V128H8ZM54 129V128H53ZM97 129V128H96ZM105 129V128H104ZM138 129V128H137ZM257 129V128H256ZM259 129V128H258ZM28 130V129H27ZM58 130V129H57ZM72 130V129H71ZM139 130V129H138ZM161 130V129H160ZM95 131L92 129V132ZM98 131V129L96 130V132ZM141 131V130H139ZM184 131V130H183ZM258 131V130H257ZM70 132V131H69ZM77 132V131H76ZM87 132L90 133L89 130H87ZM99 132V131H98ZM136 132V131H135ZM143 132V131H142ZM147 132V131H146ZM190 132V131H189ZM125 133V132H124ZM137 133V132H136ZM259 132H257L258 135ZM69 134V133H66ZM93 134V133H92ZM138 134V135H139ZM185 134H191V135H187L189 137H184V138H179V136L181 135H185ZM202 136H201V135ZM94 135V134H93ZM104 135V134H103ZM128 135V134H126ZM136 135V134H135ZM200 135V136H199ZM256 135V134H255ZM261 135V134H260ZM96 134L92 137H95ZM186 136V135H185ZM193 136V137H191ZM72 137V136H71ZM129 137V136H128ZM139 137V136H138ZM141 137V136H140ZM11 138V136H10ZM86 138V137H85ZM88 138V137H87ZM137 138V137H136ZM261 138V137H260ZM48 139V138H47ZM77 139V138H76ZM90 139V138H89ZM96 139V138H95ZM130 139V138H129ZM128 139V140H129ZM139 139V138H137ZM142 139V138H141ZM75 140V139H74ZM73 140V141H74ZM85 140V139H84ZM92 140V139H91ZM99 140V137H98ZM145 140V139H144ZM152 140V141H153ZM170 140V139H168ZM33 143H37L39 145H41L40 140L39 139H34L32 140ZM79 141V140H77ZM81 141V140H80ZM140 141V140H139ZM159 141V140H158ZM259 141V140H258ZM76 143V141H74ZM84 142V141H83ZM89 142V141H88ZM91 142V141H90ZM89 142V143H90ZM101 142V141H100ZM99 142V143H100ZM129 142V141H128ZM130 142H132V144L135 142H133V140ZM129 142V143H130ZM138 142V140H137ZM79 143V142H78ZM82 143V142H81ZM88 143V145H89ZM97 143V142H96ZM98 143V144H99ZM102 143V142H101ZM102 143V144H103ZM114 143V142H113ZM5 144V143H4ZM73 144V143H72ZM94 144V143H93ZM110 144V143H109ZM128 144V143H127ZM136 144V143H134ZM139 144V143H138ZM137 144V145H138ZM70 145V144H69ZM76 145V144H75ZM80 144H78L79 146ZM97 144H95L94 146H96ZM100 145V144H99ZM98 145V146H99ZM129 145V144H128ZM140 145V144H139ZM36 146V144H35ZM82 146V145H81ZM142 146V145H141ZM140 146V148H141ZM131 147V146H130ZM136 147V146H135ZM219 147L224 148L222 151H217L216 149H218ZM45 148V147H43ZM73 148V147H72ZM72 148H70L72 150ZM118 148V150L120 149ZM128 148V147H127ZM142 148V149H143ZM77 149V148H76ZM76 149H73L75 151H77ZM81 149V148H80ZM91 149V148H90ZM123 148H121L122 151ZM132 149V148H131ZM33 150V149H32ZM44 150V149H43ZM72 150V151H73ZM91 150V151H92ZM117 150V149H115ZM140 150V149H139ZM48 151V150H47ZM120 151V150H119ZM142 151V150H141ZM151 151V148H150ZM32 152V151H31ZM79 152V151H78ZM139 152V151H138ZM137 152V153H138ZM261 152V151H260ZM30 153V152H29ZM79 153H83L82 150ZM128 153V152H127ZM126 153V155H127ZM62 154V153H61ZM75 154V153H74ZM116 154V153H115ZM134 153H132L133 155ZM140 154V153H139ZM76 155V154H75ZM79 155V154H78ZM82 154L79 155V157ZM117 155V154H116ZM122 155V154H121ZM120 155V156H121ZM126 155H123L124 157ZM137 155V154H136ZM135 155V157H136ZM57 156V155H56ZM60 156V155H59ZM90 156V155H89ZM114 156V155H113ZM122 156V157H123ZM139 156V155H138ZM143 156V155H142ZM146 156V157H147ZM116 157V156H115ZM151 157V156H150ZM147 157V158H150ZM259 157H261L260 159H258ZM21 158V157H20ZM61 158V157H60ZM127 158V157H126ZM51 159V158H50ZM83 159V158H82ZM80 160V164L81 161ZM87 159V158H86ZM91 159V158H90ZM117 159V158H116ZM114 159V160H116ZM124 159V158H123ZM129 159V158H128ZM136 159V158H135ZM259 161H258V160ZM64 160V159H63ZM112 160V159H111ZM130 160H131V155H130ZM154 160V159H153ZM54 161H56L54 159ZM90 161V160H89ZM118 161V160H117ZM127 161V160H126ZM147 161V160H146ZM145 161V163H146ZM150 161V159H149ZM84 161H82L83 163ZM92 162V161H91ZM116 162V161H115ZM120 162V161H119ZM263 162V166L261 165ZM75 163V162H74ZM85 163V162H84ZM128 163V161H127ZM125 163V166L126 164ZM131 163V162H130ZM154 163V161L151 162V164ZM261 163V164H260ZM32 164V163H31ZM67 164V163H66ZM73 164V163H72ZM79 164V165H80ZM117 164V163H116ZM119 164V163H118ZM151 164H149L151 166ZM67 167H70L69 165H71L70 163L67 164ZM89 166H91L90 164H88ZM135 165V164H134ZM133 165V166H134ZM78 166V165H77ZM83 166V165H82ZM79 166V167H82ZM86 165L85 170H89V168L91 169V167H89ZM129 166V164L127 165ZM154 166V164H153ZM152 166V167H153ZM157 166V165H156ZM73 168V166H71ZM78 167V168H79ZM85 167V164H84ZM41 168V167H40ZM76 168V167H75ZM76 168V170L78 169ZM68 169V168H67ZM129 170L131 169L130 167L128 168ZM79 170V169H78ZM133 170V169H132ZM75 171V170H74ZM73 171V172H74ZM147 171V170H146ZM150 171V170H149ZM72 172V171H71ZM80 173V171H77V173ZM145 172V171H144ZM138 173V174H137ZM150 173V172H148ZM147 174V173H145ZM126 175V177H125ZM150 176V175H149ZM174 179H172V178ZM30 178V177H29ZM179 178V179H178ZM40 179V178H39ZM37 180V179H36ZM34 180V181H36ZM41 180V179H40ZM148 180V179H146ZM25 181V180H24ZM32 181V180H30ZM47 181V180H45ZM27 180L26 183L30 184V182ZM39 181H37L36 184H40L38 183ZM142 182V180H141ZM148 182V181H146ZM145 182V183H146ZM148 182V183H149ZM41 183L43 184V182L41 181ZM34 186V183H31L30 186ZM135 184H137L135 182ZM41 185V184H40ZM39 185V186H40ZM140 185V184H139ZM138 185V186H139ZM143 185V184H142ZM141 185V186H142ZM146 185V184H145ZM32 188H36L33 187ZM37 186V185H35ZM174 186V187H172ZM43 187V186H42ZM161 188L165 189L164 193L163 192H156L157 189L154 188ZM46 188V187H45ZM135 188V187H134ZM133 188V189H134ZM42 189V188H41ZM48 189V188H47ZM124 189L126 190V193H118L119 190ZM178 191L177 194L178 196H174L175 194H173L175 191ZM139 190V189H138ZM34 191V190H33ZM85 191V192H86ZM90 191V192H91ZM158 191V190H157ZM167 192V193H165ZM172 192V193H171ZM83 193V192H82ZM171 193V194H170ZM85 194V193H84ZM89 194V193H88ZM45 195V194H44ZM82 195V194H81ZM138 195V194H137ZM98 196V197H97ZM83 197V196H82ZM139 197V196H137ZM80 198V197H79ZM135 198V197H134ZM139 199V198H138ZM83 199H81L82 201ZM122 200H126L124 201L129 202L131 206H129V203L127 205L124 203H121L120 201ZM78 201V200H77ZM80 201V200H79ZM78 201V202H79ZM80 201V202H81ZM84 201V200H83ZM188 201V202H187ZM79 202V203H80ZM144 202V203H145ZM18 203V202H17ZM84 203V202H83ZM80 204L79 206L83 205ZM89 203V202H88ZM13 204V203H12ZM15 204V203H14ZM88 205V204H86ZM145 205V204H144ZM12 206V205H11ZM16 206V205H14ZM5 207V206H4ZM82 207V206H81ZM89 207V205H88ZM89 207V208H90ZM115 207V205H114ZM113 207V208H114ZM142 207L143 204H142ZM17 208V207H16ZM55 208V207H54ZM84 208V206L82 207V209ZM87 208V207H86ZM88 209V208H87ZM86 209V210H87ZM9 210V209H8ZM44 210V209H43ZM85 209H83L82 211H84ZM85 210V212H86ZM89 210V209H88ZM87 210V211H88ZM91 210V209H90ZM105 210V211H104ZM145 210V209H144ZM4 211V210H3ZM2 211V212H3ZM7 211V209H6ZM93 211V210H92ZM108 211V210H107ZM110 211V210H109ZM146 211V210H145ZM12 211H10L11 213ZM37 213H41L40 211H38ZM82 213V212H81ZM88 213V212H86ZM91 213V212H90ZM114 213V211L112 212ZM83 214H85L83 212ZM123 214V215H122ZM89 215V214H88ZM112 215V214H111ZM14 216V215H13ZM66 216V215H65ZM90 216V215H89ZM5 217V216H4ZM31 217V216H30ZM37 217V216H36ZM61 217V216H60ZM88 217V216H85ZM91 217V216H90ZM89 217V218H90ZM93 217V216H92ZM96 218V219H98ZM7 219L8 218H4ZM15 219V218H14ZM85 219V218H84ZM91 219V218H90ZM94 218H92L93 220ZM13 220V218H12ZM34 220V219H32ZM73 220V219H71ZM88 220V219H86ZM11 221V220H10ZM91 221V220H90ZM118 221H115L114 223H118ZM5 222V224H6ZM24 222V221H23ZM33 222V221H32ZM31 222V223H32ZM54 223V222H53ZM58 223V222H57ZM105 223V222H104ZM108 223V222H107ZM110 223V222H109ZM108 223V225H109ZM111 224V223H110ZM113 225V224H112ZM117 225V224H116ZM2 226V225H1ZM53 226V225H52ZM111 226V225H110ZM115 226V225H114ZM56 226H54L55 228ZM60 227V225H59ZM58 227V229H59ZM116 228H118L116 226ZM116 228L111 227L109 229L115 230ZM50 229V228H49ZM54 230V231H58ZM64 229V228H63ZM108 229V230H109ZM117 231V229H116ZM125 231V230H124ZM123 231V232H124ZM122 233L121 229H118L117 233ZM114 233V232H113ZM120 233V234H121ZM44 234V233H43ZM118 234L116 236H118ZM119 234V235H120ZM123 234V233H122ZM52 235V234H51ZM180 235V236H179ZM7 236V235H6ZM20 236H22V234H20ZM45 236V235H44ZM49 236V235H47ZM58 236V234H57ZM81 236V235H80ZM97 236V235H96ZM56 237V236H55ZM73 237V236H72ZM79 237V236H77ZM76 237V238H77ZM120 237V236H119ZM6 238H10V236L6 237ZM12 238V237H11ZM15 238V237H14ZM14 238L13 241L10 239H5L3 241H0V248L2 247V243H5L8 247V250H11V253H18L17 251L20 249V244L14 243ZM48 238V237H47ZM52 238V237H50ZM49 238V239H50ZM84 238V237H83ZM82 238V240H83ZM1 239V238H0ZM48 239V240H49ZM60 239V237H59ZM129 239V238H128ZM168 239V240H167ZM16 240V239H15ZM21 240V239H20ZM25 240V239H24ZM52 240V239H51ZM49 240V241H51ZM77 240H81V239H77ZM75 241V242H79V241ZM91 240V239H90ZM174 240V239H173ZM53 241V240H52ZM58 241V239H57ZM61 241V240H60ZM67 241V240H65ZM102 241V240H101ZM100 241V242H101ZM104 243L108 240H103ZM22 242V241H21ZM63 242V240H62ZM93 242V240H92ZM89 242V243H92ZM134 242V241H133ZM50 243V242H49ZM52 243V242H51ZM58 243V244H57ZM69 243V242H68ZM74 243V242H73ZM84 243V242H83ZM82 243V244H83ZM88 243V244H89ZM94 243V242H93ZM99 244V242H97ZM122 243V242H121ZM166 242H164L165 244ZM23 244V243H22ZM21 244V245H22ZM32 244V243H31ZM44 244V243H43ZM57 246H59V244H61L60 242H56ZM86 244V243H85ZM97 244V245H98ZM37 245V244H36ZM50 245V244H49ZM72 245H77L72 244ZM95 244H92V246ZM102 245L105 247L107 244H103ZM31 246V247H30ZM29 247L32 248V245H30ZM39 246V244H38ZM37 246V247H38ZM43 246V245H41ZM39 246V248L41 247ZM45 246V245H44ZM74 246V247H75ZM82 245L78 244V247H81ZM85 246V245H84ZM88 246V245H87ZM89 246V247H92ZM108 246V245H107ZM112 246V245H110ZM27 248L26 250L30 249ZM36 247V248H37ZM64 247V245H63ZM77 247V246H76ZM88 247V248H89ZM97 247V246H96ZM132 247V248H133ZM23 248V247H22ZM60 248V247H59ZM88 248H86L88 250ZM110 248V247H108ZM107 248V249H108ZM112 248V247H111ZM131 248V249H132ZM179 248V247H178ZM177 248V249H178ZM7 249V248H6ZM35 249V247H34ZM33 249V250H34ZM61 249V248H60ZM64 250V248H62ZM176 249V248H175ZM176 249V251H177ZM32 250V251H33ZM39 250V249H38ZM42 250L45 252L44 248H42ZM49 250V249H48ZM78 250H80L78 248ZM114 250V249H113ZM65 251V250H64ZM84 251V250H83ZM109 251V250H108ZM112 251V250H111ZM175 250H173L172 252H176ZM4 253V250L2 251ZM2 252H0L2 254ZM20 252V251H19ZM29 252V251H28ZM41 252V251H40ZM10 253V254H11ZM43 253V252H42ZM48 253V252H47ZM64 253V252H63ZM62 253V254H63ZM103 253V252H102ZM114 253V252H113ZM119 253V252H118ZM162 253V252H161ZM176 253V254H178ZM182 253V254H181ZM186 253V254H187ZM9 254V252H8ZM7 254V255H8ZM26 254V253H25ZM32 257L34 254L31 252ZM46 254V253H45ZM110 254V253H109ZM121 254V253H120ZM124 254V252H123ZM126 254V253H125ZM124 254V255H125ZM142 254V255H143ZM170 254V253H169ZM185 254V255H186ZM43 255V254H42ZM49 255V254H46ZM60 255V254H59ZM103 255V254H102ZM105 255V254H104ZM112 255V252H111ZM6 256V254H5ZM15 256V255H13ZM18 258L19 254L16 255ZM23 256V255H22ZM52 255H50L51 257ZM109 257V255H107ZM105 256V259L106 257ZM172 256V253H171ZM170 256V257H171ZM178 256V255H177ZM45 257V256H44ZM48 257V256H47ZM125 257V256H124ZM131 257V256H130ZM9 258V257H8ZM55 258V257H54ZM59 258V256L57 257ZM63 258V256H62ZM70 258V257H69ZM114 258V260H112L110 263L108 264H121L120 261H118V258L115 259V257L112 255V259ZM133 258V257H132ZM131 258V262H129L130 264H136L137 261L136 259L133 258L132 260ZM185 258V259H184ZM10 259V258H9ZM20 259H22V257H20ZM45 259V258H44ZM64 259V258H63ZM62 259V260H63ZM68 259V258H66ZM102 258H100L101 260ZM108 259V258H107ZM173 259V258H172ZM184 259V260H183ZM11 260V259H10ZM38 260V259H37ZM50 260V259H48ZM60 260V259H59ZM60 260V261H62ZM110 260V258L108 259ZM4 261V260H2ZM6 261V260H5ZM14 261V260H13ZM17 261V260H16ZM23 261V260H22ZM25 261V260H24ZM23 261V262H24ZM45 261V260H43ZM42 261V262H43ZM47 261V260H46ZM51 261V260H50ZM48 261V263L50 262ZM104 261V260H103ZM102 261V263H103ZM170 261V260H169ZM168 261V262H169ZM31 262V261H30ZM38 262H41V260L39 259ZM70 262V260H69ZM68 262V263H69ZM26 263V262H24ZM37 263V262H36ZM47 263V262H46ZM54 263V262H53ZM52 263V264H53ZM87 264V262H85ZM84 263V264H85ZM91 263V262H90ZM171 263V262H170ZM15 264V262H14ZM20 264V262H19ZM23 264V263H22ZM31 264V263H30ZM39 264V263H38ZM42 264V263H41ZM50 264V263H49ZM63 264V263H61ZM65 264V261H64ZM71 264V263H70ZM89 264V263H88ZM124 264V263H122Z\"/></svg>",
    "mask_w": 264,
    "mask_h": 264
}]
</instances>
